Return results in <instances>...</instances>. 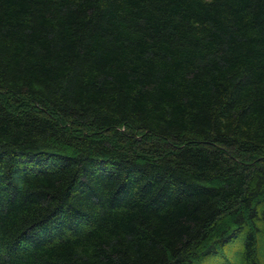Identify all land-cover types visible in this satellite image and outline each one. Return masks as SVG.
<instances>
[{"label": "trees", "instance_id": "obj_1", "mask_svg": "<svg viewBox=\"0 0 264 264\" xmlns=\"http://www.w3.org/2000/svg\"><path fill=\"white\" fill-rule=\"evenodd\" d=\"M0 264H264V0H0Z\"/></svg>", "mask_w": 264, "mask_h": 264}, {"label": "rangeland", "instance_id": "obj_2", "mask_svg": "<svg viewBox=\"0 0 264 264\" xmlns=\"http://www.w3.org/2000/svg\"><path fill=\"white\" fill-rule=\"evenodd\" d=\"M227 222H229V221H227ZM227 222H226V223H227ZM227 254H228V256L230 255V256H231V258H232L233 260L237 261V259H236V256H235V255H233V254H232V253H230V252H228Z\"/></svg>", "mask_w": 264, "mask_h": 264}]
</instances>
